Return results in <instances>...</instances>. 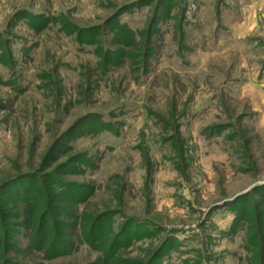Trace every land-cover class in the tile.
Segmentation results:
<instances>
[{"label": "rangeland", "instance_id": "obj_1", "mask_svg": "<svg viewBox=\"0 0 264 264\" xmlns=\"http://www.w3.org/2000/svg\"><path fill=\"white\" fill-rule=\"evenodd\" d=\"M126 5L133 8L119 22L140 35L125 46L114 23ZM1 51L10 64H0V186L37 176L8 185L0 203L13 212L44 185L38 212L49 197L74 219L118 213L112 233L125 219L158 227L106 262L81 244L42 264H244L245 226L229 235V210L250 217L248 229L257 232L264 0H0ZM106 57L119 65L104 73ZM101 120L106 131H98ZM82 164H89L84 171ZM51 171L73 190L90 185L93 193L81 204L57 196L41 176ZM10 221L8 259L41 264L36 253H15L27 237ZM176 239L180 250L157 260ZM2 251L1 244L0 261Z\"/></svg>", "mask_w": 264, "mask_h": 264}, {"label": "trees", "instance_id": "obj_2", "mask_svg": "<svg viewBox=\"0 0 264 264\" xmlns=\"http://www.w3.org/2000/svg\"><path fill=\"white\" fill-rule=\"evenodd\" d=\"M141 2V1H139ZM137 2L136 5H139L141 3ZM134 5V6H136ZM133 6L128 7V5L124 6L117 14V20L114 23V29H115V35L119 39L124 40V45H129V43H136V37L140 35V31H136L133 29H130L127 25H124V23L119 22V17L126 12H129ZM116 18V17H115ZM97 31L100 32V28L97 29ZM94 30V29H93ZM67 32H65L66 34ZM95 34V33H92ZM96 35V34H95ZM118 42V41H117ZM120 45L121 41L119 40ZM123 43V42H122ZM135 45V44H134ZM148 50V46L145 47V55ZM8 53V52H7ZM3 51L0 52V64H7L10 63L8 60H6V57L9 56V53L7 54ZM151 51H149V54ZM148 54V55H149ZM105 62L100 64V67L102 68V71L104 73L108 72L109 68L108 65L113 64L115 66L119 65L118 62H113V59L105 58ZM100 127L98 131H106V120L99 121ZM109 123V122H108ZM107 123V124H108ZM78 159H76V162L78 163H86V159L84 155H78ZM89 165V164H88ZM86 165V167L88 166ZM90 165H93L90 163ZM84 171L86 169L85 165L82 164ZM56 170V169H55ZM41 172V171H40ZM35 172L21 174L18 177L8 180L0 186V196H2L1 192L4 188H6L8 185L17 184L21 181L27 180V179H35L37 174ZM56 171L55 172H49L44 175H41L42 178L45 180V182L48 183V186L58 190L57 196H60L64 194L69 202L81 204L88 199L91 194L93 193V188L89 185H86V187H76V190H73L71 188L75 187V185H64L63 181H60L56 178ZM29 181V180H28ZM10 185V186H11ZM33 185V184H32ZM31 185V186H32ZM27 185L28 188H31ZM264 186V185H263ZM43 189H45L44 185H42ZM43 189H37L35 192V198L32 200L28 194L27 197L30 198L29 200L25 201V204L18 205L17 203L15 206H13V212L9 211L7 209L6 203L2 202L0 203V234H2V237H0V245H3V258L0 261V264H14L10 259H8L9 253L12 252L13 247L8 244V233H9V226L13 221L10 220H16L14 221L15 224L23 230H25V235L27 237V244L24 249H18L17 252H24L27 256V253L33 254L34 258L40 259V263L42 264V260L45 262H49L50 260L55 259H62L65 257H68L71 255L74 250L79 247L81 244L87 246L88 248L92 250H97L100 252L99 260H103V262H106L110 260L111 257H114L115 255L121 253L126 248H128L131 243L136 242L139 238L144 237L149 234H153L157 230V226L152 225L149 222H146L141 219H133V220H126L123 224L119 226V231L116 233H112L110 228L112 222H114L115 217L118 213L110 212V213H103L97 216H94V218L90 217L89 220H84L83 217L79 216L76 219H74V213L73 212H67L63 208H57L58 205L53 206L51 205V200H49V197H46L45 200V207L38 212L37 211V201L39 197H43V195L48 196V194H40ZM46 190V189H45ZM45 190L43 192H45ZM73 190V194H72ZM74 191L78 192L79 197L74 194ZM42 192V193H43ZM81 194V195H80ZM26 196H22L20 199H26ZM50 197H53L51 195ZM27 198V199H28ZM18 199V198H17ZM7 201H10V198L7 199ZM8 204V203H7ZM16 210V211H14ZM58 211V213H54ZM233 213V223L229 230V235H234L240 230L243 226L245 228L243 229V232L241 233V238L243 242L242 245V251L245 253L242 256H238V260L244 262V264H264V243L262 239H264V228L261 225L264 220V213L262 212L260 221V227L259 225L255 224L253 225V228H257V232L251 233L249 231V226L251 224L250 217L243 216L238 214L236 215L235 209L229 210ZM58 214V215H56ZM60 214H62L63 218L59 219ZM51 215H56L55 217ZM83 219V220H82ZM108 220V228L103 229L104 235L101 237L96 236V233L98 230L102 229V224ZM239 227V228H238ZM252 228V224H251ZM258 229L260 231H258ZM245 230H248V233L245 235ZM251 230V229H250ZM242 231V230H241ZM110 236V237H109ZM173 235L171 236V238ZM100 240V241H99ZM181 247L180 241L175 240V243L167 249V251H162L159 255H157L156 259L158 258L162 259L167 253L172 251L174 248V251H179ZM12 249V250H11ZM11 250V251H10ZM182 251V250H181ZM6 256V257H5ZM1 259V258H0ZM115 261V260H114ZM189 260L187 258H183L182 264H187ZM128 263V262H127ZM116 264V263H114ZM130 264V263H128Z\"/></svg>", "mask_w": 264, "mask_h": 264}]
</instances>
